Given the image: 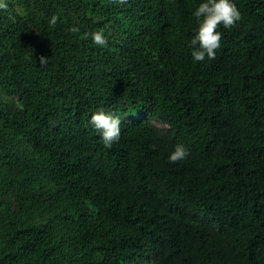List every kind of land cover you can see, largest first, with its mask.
Returning a JSON list of instances; mask_svg holds the SVG:
<instances>
[{
  "label": "trees",
  "instance_id": "obj_1",
  "mask_svg": "<svg viewBox=\"0 0 264 264\" xmlns=\"http://www.w3.org/2000/svg\"><path fill=\"white\" fill-rule=\"evenodd\" d=\"M235 3L203 61L198 0L0 10V264H264V0Z\"/></svg>",
  "mask_w": 264,
  "mask_h": 264
},
{
  "label": "clouds",
  "instance_id": "obj_2",
  "mask_svg": "<svg viewBox=\"0 0 264 264\" xmlns=\"http://www.w3.org/2000/svg\"><path fill=\"white\" fill-rule=\"evenodd\" d=\"M8 0H0V10L8 9ZM197 18V26L191 36L189 46L194 61H203L206 57L214 59L216 50L221 46L222 32L220 25L231 28L241 17L235 0H198L192 13ZM51 23H55V17ZM79 27L73 25L71 31L79 32ZM96 45H105L107 37L103 30H96L85 34ZM41 65H46L48 56L39 57ZM89 124L96 130L106 147H112L121 136V118L113 111L99 108L92 113ZM188 149L183 143H177L169 152L167 159L170 162L181 161L186 158Z\"/></svg>",
  "mask_w": 264,
  "mask_h": 264
},
{
  "label": "rangeland",
  "instance_id": "obj_3",
  "mask_svg": "<svg viewBox=\"0 0 264 264\" xmlns=\"http://www.w3.org/2000/svg\"><path fill=\"white\" fill-rule=\"evenodd\" d=\"M9 7L6 10H2L4 14H11L15 13L16 11H23L25 8L24 6L26 4H30V0H8ZM63 13V10H61ZM4 97H7V94H5ZM155 124L159 127H163L164 124L160 121H155Z\"/></svg>",
  "mask_w": 264,
  "mask_h": 264
}]
</instances>
